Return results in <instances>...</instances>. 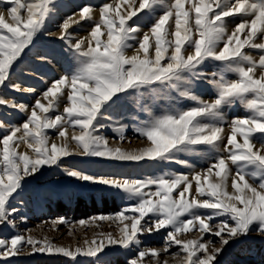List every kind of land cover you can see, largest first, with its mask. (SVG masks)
Instances as JSON below:
<instances>
[{"label":"snow or ice","instance_id":"6c2138e0","mask_svg":"<svg viewBox=\"0 0 264 264\" xmlns=\"http://www.w3.org/2000/svg\"><path fill=\"white\" fill-rule=\"evenodd\" d=\"M7 2L11 23L0 13V89L34 94L35 89L13 83L12 74L44 30L55 5L53 0ZM142 16L150 18V26L143 32L138 24ZM230 18H240L231 31L227 27ZM81 23H89L90 30L84 37H74L72 28ZM58 27L57 39L79 61L76 70L53 79L31 106L6 100L0 93V108L26 116L18 125L0 121V225L16 229L15 217L26 221L12 201L26 178L45 165H58L64 157L174 161L191 168L186 160L176 159L177 154L206 145L215 155L206 168H193L188 175L177 172L129 178L65 168L69 177L117 189L133 201L112 215L75 222L82 228H100L101 222H108L115 225L117 234L96 231L91 239L85 236L82 246L73 247L57 245L47 236L36 237L31 229L17 231L0 236V260L42 253L75 261L120 246L134 249L127 264H145L146 258L150 264H169L161 256L177 246L179 252L171 253L177 264H217L230 241L253 230L264 235V54L254 59L245 51L251 48L264 53V0H103L98 6H78ZM208 62L221 65L211 79L199 70ZM225 73H234L236 78L226 79ZM193 81H207L215 89V97L205 100L193 94L186 87ZM157 83L192 105L168 108L160 114L145 107L142 110L149 112L150 119L134 130L146 143L137 148L110 144L101 132L110 126L102 122L111 120L107 109L129 90L142 96V88ZM236 102L248 115L226 122L223 108ZM53 112L57 114L51 115ZM49 130L56 139H51ZM112 131L119 141L125 140L123 124ZM21 145L24 150H19ZM50 223L55 230L68 221L60 217ZM161 230L166 232L163 247H140L141 236ZM193 232L198 233L196 238H181ZM68 234H73V227ZM209 234L219 238L218 247L213 239H206Z\"/></svg>","mask_w":264,"mask_h":264},{"label":"rangeland","instance_id":"374dc122","mask_svg":"<svg viewBox=\"0 0 264 264\" xmlns=\"http://www.w3.org/2000/svg\"><path fill=\"white\" fill-rule=\"evenodd\" d=\"M101 2L103 0H53L55 7L44 30L34 38V42L24 53L23 59L16 64L12 74L13 83H20L22 87H31L35 89V93H18L4 88L0 89L3 98L31 106L53 79L75 71L79 66V61L76 55L57 39L60 32L58 25L66 16L77 12L78 6H83L85 3L98 6ZM165 2H171V0H165ZM10 6L7 0L0 3V11L4 14L6 22L9 23H11V19L7 15V8ZM96 18H98V13ZM149 20L148 16L140 17L138 24L141 26L142 32L148 30ZM239 22L240 18H230L227 22L228 30L231 31L235 24ZM88 30H90V24L81 23L73 26L72 34L74 37H84L87 35ZM256 42L260 43L261 40L258 39ZM245 51L254 59H258L259 55L264 54L251 48H246ZM130 53L132 54L131 49L128 51L129 55H131ZM42 56L45 57L44 60L40 59ZM220 68L221 65L218 62H208L199 70L208 74V79H211V73H219ZM259 71L258 69L257 76ZM224 75L229 80L236 78L234 73H225ZM185 76L191 79L189 74H185ZM186 87H189L193 94L200 96L202 99L211 100L215 97V89L207 81H193L191 86ZM140 92L143 93L142 96L134 90H129L127 95H122L107 109L106 115L111 116V120H103L102 122L110 126L102 129L101 132L113 146L119 144L124 148H137L146 143L145 139L140 138L134 130L135 127L150 119L149 112L143 111V108L147 107L153 114H160L165 109H184L193 103L180 98L177 93L170 92L166 85H160L159 83L145 86ZM138 100L140 101L139 106L137 104ZM62 109L63 104L59 106V111H62ZM223 112L226 122L233 117L248 115L247 110L239 102L226 105ZM55 114L57 113H51L53 116ZM25 118V114L18 112V110L0 108V121L5 125H18ZM120 124L125 126L124 141H119L112 131L113 127H118ZM224 127L227 133L229 130L228 124L225 123ZM69 133H71V129H69ZM49 135L51 139H56L54 132L51 130H49ZM238 139L240 138L238 137ZM258 146L259 142H257ZM222 148L221 145V151ZM19 150H24V145H21ZM214 155L215 152L206 145L196 146L191 153L177 154L176 159L186 160L192 166L191 168L174 161L117 162L95 157H64L58 165H45L38 174L26 178L23 189L12 201V204L18 207L20 213L27 219L21 222L18 216L15 217L16 229L0 225V236L7 237L17 231L31 229L32 235L36 237L47 236L57 245L74 247L76 245L82 246L85 236L91 239L93 232L96 231L117 234L115 225H110L108 222H101L100 228H82L76 225L75 222L92 216L112 215L128 204L133 203V201H129L126 194L117 189L69 177L64 171L65 168L81 170L91 175L129 178H144L177 172L188 175L193 168L196 171L206 168L212 162ZM233 172H235L234 167ZM229 191H231L230 188ZM60 217H63L68 223L57 225L54 230L50 222ZM46 221L48 223H44ZM216 222L218 220L213 221V223ZM70 227H73L72 235L68 234ZM165 235L164 230L153 235H143L140 237L142 241L140 247H163V237ZM197 235L198 233L193 232L181 238H196ZM206 239H213L214 246H219V238L211 237L209 234ZM133 251L134 249H124L120 246H109L98 257L80 256L75 261L62 255L34 253L9 257L6 260H0V264H127V260L131 258ZM173 252H179V248L177 246L172 247L169 254L161 256V259H168L169 264H177V260L171 258ZM181 255L183 254L181 253ZM145 264H150L147 258ZM217 264H264V235H260L253 230L246 236L230 241L217 257Z\"/></svg>","mask_w":264,"mask_h":264},{"label":"bare ground","instance_id":"6f19581e","mask_svg":"<svg viewBox=\"0 0 264 264\" xmlns=\"http://www.w3.org/2000/svg\"><path fill=\"white\" fill-rule=\"evenodd\" d=\"M6 11V10H5ZM0 13H2L1 11H0ZM56 36V35H55ZM130 51V50H129ZM132 51V50H131ZM131 54V53H130ZM69 134H71V133H69ZM57 142H59V141H57Z\"/></svg>","mask_w":264,"mask_h":264}]
</instances>
